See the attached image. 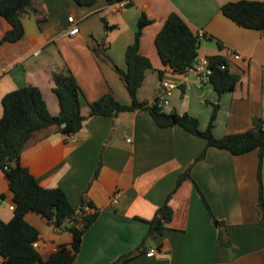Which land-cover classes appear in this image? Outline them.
Returning <instances> with one entry per match:
<instances>
[{
    "label": "crops",
    "instance_id": "0c3cea01",
    "mask_svg": "<svg viewBox=\"0 0 264 264\" xmlns=\"http://www.w3.org/2000/svg\"><path fill=\"white\" fill-rule=\"evenodd\" d=\"M238 1L134 0L132 6L115 10L108 0H97L90 7L74 0H33L47 19L39 25L36 17L25 15V37L15 44L2 43L12 27L0 14V119L4 96L24 86L38 87L50 114L59 115L53 71L72 73L80 86L86 121L76 140L66 141L51 128L39 133L21 157L22 166L43 188H61L73 207L85 200L98 213L83 236L74 264H113L138 251L148 236V222L170 195L172 223L163 236L149 241L146 250L127 264H264V225L257 208L259 151L235 156L208 148L206 157L196 162L206 141L180 126L160 128L145 109L90 117V105L105 95H113L124 105L132 103L114 67L127 70L126 52L134 44L139 19L145 14L152 24L143 30L140 54L150 59L152 67L138 91L141 102L153 104L162 82H170L175 87L163 110L189 114L205 131L213 105L218 104L217 138L246 132L256 119L264 121V32L244 29L222 13L225 4ZM174 12L199 35L198 62L222 56L229 60L230 71L241 76L233 93L220 97L194 70L175 74L162 64L156 37ZM106 24L112 28L107 30ZM72 25L79 27V34L66 36ZM104 42L110 62L94 52ZM230 50L241 60L231 56ZM191 165L192 179L212 214L226 225L229 247L221 244L219 230L192 182L186 181L176 190L180 175ZM262 180L264 187V159ZM15 206L0 169V219L11 221ZM26 221L40 233L37 250L43 259L73 242L71 232L59 231L41 215L28 213ZM152 250H159L160 255L148 257ZM2 260L0 256V263Z\"/></svg>",
    "mask_w": 264,
    "mask_h": 264
},
{
    "label": "trees",
    "instance_id": "16d2710c",
    "mask_svg": "<svg viewBox=\"0 0 264 264\" xmlns=\"http://www.w3.org/2000/svg\"><path fill=\"white\" fill-rule=\"evenodd\" d=\"M82 7L93 6L97 0H74ZM123 0H108L113 5ZM133 3L127 6H132ZM222 13L238 26L264 32V0H241L230 2L221 8ZM0 14L10 23L11 30L6 33L2 43H18L25 37L23 17H36L40 25L47 16L43 10L34 5L33 0H0ZM152 24L147 15L143 14L138 22V31L134 44L126 52L127 70L114 67L120 75L132 103L124 105L111 95H105L90 105V117H113L122 112L145 109L160 128L180 126L192 135L206 141L207 147L197 158L196 162L204 159L208 148L226 150L235 156H241L253 151H259L258 180L260 184V198L258 211L260 222L264 225V187L262 169L264 159V121L254 120L252 129L223 138L214 135V127L218 118L220 106L213 105L209 125L205 131L200 129V121L189 114L177 112L166 113L155 103L141 102L138 91L141 88L145 73L152 67L149 58L140 54V41L143 30ZM106 24V29L109 30ZM200 38L184 18L174 12L156 37V46L164 66L169 67L175 74H184L193 68L197 62L200 48ZM223 48L222 43L217 41ZM101 48V49H100ZM107 44L94 48L95 54L102 60L110 62L106 56ZM209 61L212 73L209 82L221 97L226 93H233L241 76L232 73L229 69V60L222 56H212ZM222 66L225 69H222ZM163 78V71H160ZM52 78L55 84V93L60 102L59 115L50 114L42 91L35 86H24L4 96L2 105L4 114L0 119V169L3 170L14 196L15 209L11 221L0 219V264H74L80 252L85 232L98 219L97 212H86L85 206L93 208L91 202L82 200L79 207H73L61 188H43L30 171L21 164V157L30 142L41 132L55 128L63 135H76L86 121L81 110V90L76 78L70 72L53 71ZM193 165L189 166L179 177L176 190L186 181L192 182L197 188L209 209L212 220L219 230L220 242L229 247L226 225L217 220L212 214L208 203L191 176ZM168 197L148 224V236L138 251L120 258L113 264H127L146 250L149 241L163 236L166 228L172 223L174 211L169 205ZM41 215L52 223L59 231H69L73 234L70 245H62L48 259H43L37 250L40 241L39 231L26 221L28 213ZM227 236V238H226Z\"/></svg>",
    "mask_w": 264,
    "mask_h": 264
},
{
    "label": "built area",
    "instance_id": "2783aa9c",
    "mask_svg": "<svg viewBox=\"0 0 264 264\" xmlns=\"http://www.w3.org/2000/svg\"><path fill=\"white\" fill-rule=\"evenodd\" d=\"M134 0H123L121 2H115L113 4V8L115 10H122L127 7L128 4L133 3ZM80 32L79 27L77 25H72L66 32V36H76ZM229 54L232 55L235 59L241 60V57L234 53L232 50L229 51ZM199 64V65H198ZM222 69H225L224 66H222ZM190 70H194L199 77H202L203 79H207L209 82L210 75L212 73V70L210 69L209 61L207 59L201 60V62H196ZM175 86L170 83V82H162L161 87H160V94L154 101L156 102L157 106L161 109H163L165 106L169 105L168 101V95L171 92V90ZM66 141H75L76 136L75 135H64ZM4 204V202H3ZM85 211L86 212H92V208L88 205L85 206ZM160 255L159 250H152L147 253L148 257H153Z\"/></svg>",
    "mask_w": 264,
    "mask_h": 264
},
{
    "label": "rangeland",
    "instance_id": "374dc122",
    "mask_svg": "<svg viewBox=\"0 0 264 264\" xmlns=\"http://www.w3.org/2000/svg\"><path fill=\"white\" fill-rule=\"evenodd\" d=\"M234 52V51H233ZM232 56V55H231Z\"/></svg>",
    "mask_w": 264,
    "mask_h": 264
}]
</instances>
